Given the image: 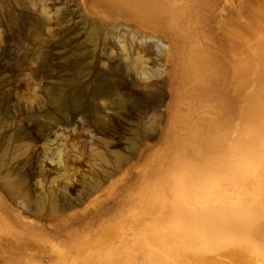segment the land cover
<instances>
[{
	"label": "rangeland",
	"instance_id": "1",
	"mask_svg": "<svg viewBox=\"0 0 264 264\" xmlns=\"http://www.w3.org/2000/svg\"><path fill=\"white\" fill-rule=\"evenodd\" d=\"M197 10L185 29L216 58L202 74L207 90L169 62L160 30L133 38L154 50H131L129 62L119 41L138 30L132 20L84 0H0V264H129L118 221L141 210L178 153L196 161L228 142L246 149L261 83L247 65L256 52L264 60V0ZM102 19L120 36L108 39L106 24L104 42ZM119 58L127 73H110ZM141 254L130 264H150Z\"/></svg>",
	"mask_w": 264,
	"mask_h": 264
},
{
	"label": "bare ground",
	"instance_id": "2",
	"mask_svg": "<svg viewBox=\"0 0 264 264\" xmlns=\"http://www.w3.org/2000/svg\"><path fill=\"white\" fill-rule=\"evenodd\" d=\"M84 2L96 10H103L108 18L115 14L134 21L138 30L126 32L119 41L127 51L125 59L129 62L131 50L147 55L154 50L150 53L148 46L134 44L133 38L144 28L160 30L169 39L167 57L173 67L180 64L181 69L176 67V70L190 76L194 84L201 82L205 90L210 89L205 85L208 74L206 77L202 74L213 67L216 70L217 63L212 67L209 61L213 54L205 48L202 39L185 29L200 17L198 7L210 4V0ZM111 21L102 19L101 26L96 29L104 42L109 36H120L118 27L111 28ZM105 25L111 31L105 35L107 38L104 37ZM138 57L143 64L142 55ZM255 58L257 60L247 66L253 78L261 83L253 101L247 105V116L256 130L250 132L246 149L237 147L235 150L233 143L228 142L226 148L211 149L204 154L197 151L195 155L200 157L196 161L178 153L174 158L175 169L166 173L141 210L118 221V233L124 240L117 250L124 263H132L137 254L142 253L150 264H264V60L257 52ZM185 59L187 64L183 62ZM122 60L119 58L109 72L127 73L120 67ZM213 60L215 62L216 58ZM54 100L56 109L62 111L65 96L59 93ZM75 101L80 106V98L76 97ZM223 120L226 122L227 117ZM3 231L10 233L8 226ZM108 260L115 263L113 258ZM25 263L32 264L28 258Z\"/></svg>",
	"mask_w": 264,
	"mask_h": 264
}]
</instances>
